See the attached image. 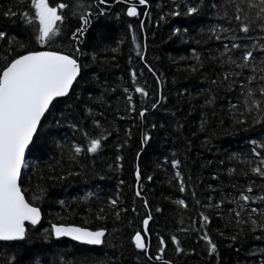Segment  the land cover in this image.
Wrapping results in <instances>:
<instances>
[{
	"label": "snow or ice",
	"instance_id": "1",
	"mask_svg": "<svg viewBox=\"0 0 264 264\" xmlns=\"http://www.w3.org/2000/svg\"><path fill=\"white\" fill-rule=\"evenodd\" d=\"M25 2L28 3V8L20 9L19 4ZM53 3L54 0H18L15 9L11 6L0 8V21H10L13 25L19 21L23 31L30 30L28 40L25 41L10 36L0 26V41H6L4 46L6 55L0 62V242H5L14 248L13 254L4 264H45L39 254L29 253L25 244L29 241L32 231L28 225L34 229L41 221L42 208L36 201L42 200L47 190L38 184L30 201L20 181L27 154L38 148L37 136L40 134L44 121L49 118V113L52 114L53 119H57V122L68 121L73 131L83 135L84 145L73 143L66 153L68 160L78 162L81 155L100 154L108 137L114 132L118 142L114 145V161L108 167L116 171L122 167L123 156L120 153L123 149L130 147L131 127L120 128L107 119L102 122L97 117L103 116L104 113L95 112L91 104H82L81 94L74 91L81 79H84L86 83L91 82L87 70L97 61L95 53L88 54L82 51L86 41L87 26L92 23L93 18L110 17L108 8L112 4L125 6L121 13H116L117 19L121 14L139 19V33L141 34L146 31L145 21L151 14L150 9L153 3L160 10L157 24L160 21H167L169 17L192 18L211 12L218 22L207 29L208 39L218 41L220 44L216 54L210 56L209 59L218 65L219 73L215 79H209L208 83L223 87L226 95L221 98L210 89H203L202 91L207 93L204 98V107L213 109L212 114L215 115L214 109L218 99H225L227 100L226 115L233 125H246L249 119L253 125H264V0H224L223 3H217V0H181L180 3H177V0H167V3H161L160 0H91L89 3H85L84 0H69L67 3L59 2L52 6ZM141 12L143 18H140ZM69 18L75 19L78 26L70 29L67 47L57 46L56 41L63 34L64 26ZM127 30L131 35L132 49L135 50L139 63L153 78L154 87L150 98L148 87L138 83L137 72L130 66L129 77L132 82V91L130 92L128 87L123 88L122 97L125 108L123 114H120V109H116L114 120L139 121L138 127L141 129L139 147L143 149L152 140L153 131L166 127L165 124H160L158 127L157 122L149 121V115H155L163 108L166 113H170L168 119L171 123L168 126L179 131L182 124L178 119L179 110H170L166 107L168 97L164 94L161 80L163 74L158 73L147 62V45H141L137 30L132 23L127 24ZM186 34L187 29H184L182 33L180 28H172L170 38L179 36L183 40ZM123 42V40H118L117 46L111 48V52L118 53ZM35 45L40 47L36 48ZM89 55H91V60H89ZM112 59L114 60L115 56ZM187 59L194 61L186 66L188 71L196 72L205 67L204 58L196 49H191V56ZM129 64H132L131 56H129ZM140 75L143 76V72ZM233 90L238 91L237 103H233L227 96V93ZM106 91L108 89L105 87L95 97L96 104L104 103V92ZM133 93L140 97L139 106L135 102ZM176 95L179 97L187 95L189 107H192L191 92L187 89H180ZM88 99L93 100L91 94ZM57 105H62V107L57 109ZM73 109H76L77 115H82L84 119L69 120L68 117L73 115ZM54 110L59 112V116ZM201 117L199 131H204L209 121L204 111H201ZM86 123H90L91 127L96 130L95 134L87 130ZM121 132L123 133L122 138ZM193 135L196 133L194 132ZM251 144V156L259 157V159L255 166L249 159L247 161L248 170L243 174L246 178L249 175L258 177L259 184L257 185L252 180H249L246 185L232 184L235 189L234 193L225 195L222 192L218 200L208 196L207 203L197 200L195 191H193L191 195L197 206L198 217H190L188 227H177L176 231L167 237L157 234L158 244L155 254L152 253L148 239L152 236L150 222L154 219L153 209L140 186L145 177L139 164L134 166L133 175L136 183L133 194L141 202L144 215L140 220L142 230L130 233L128 241L129 246L136 251L138 256L145 258V264H175L174 260L164 258L169 242L177 257L193 252L194 249L188 250V253L185 252L181 238L176 233L184 235L196 233L197 240L204 241L208 256L217 254L218 245L208 231L211 227V216L208 210L221 216V209L226 201L232 205L227 209V216H222V219L226 220V227L230 226L233 229L231 234L225 237L232 241L228 246L234 247L238 238H243L250 233L259 232L260 235L256 238L264 239V139L259 142L252 140ZM56 147L62 152L65 148L59 143ZM135 155L139 158L142 153L137 151ZM239 158L241 155L238 153H232L229 157L230 160ZM170 162L173 170L171 178L176 182L174 186H178L181 193L193 188L190 182L184 181L182 173L178 170L181 162L176 158L175 152L172 153ZM80 167L83 170V165ZM157 167L160 165L158 164ZM233 172L234 169H227L229 175ZM80 174L81 172L76 171L67 173L68 176ZM48 178L52 179L51 176ZM65 178V176L57 177L59 180ZM216 178L213 176V179ZM146 179L151 181L153 177L148 175ZM190 180L191 177H189ZM119 183L122 184L123 181ZM208 187L212 188L211 185ZM91 195L88 193L81 199L87 203ZM172 202L185 212L187 211L188 205L184 199H176ZM57 203L63 207L65 202L60 200ZM105 203L107 211L104 207L98 209L95 217L98 221L105 220L108 214H111L114 220L120 221L121 213L129 211L124 207L119 195L108 198ZM154 211L162 213L163 209L157 206ZM131 212L140 214L135 202H133ZM85 223L89 221L85 220ZM179 223L182 225L183 221ZM131 224L132 221L129 219V227ZM107 233L108 230L103 226L92 230L74 224L50 222V227L43 229L37 236L45 243L59 242L61 238L67 237L79 244L100 246L105 243ZM219 235L224 237L225 234L220 231ZM259 251L262 256L260 264H264V248ZM249 255L252 253L250 252ZM48 264H56V262L49 261ZM59 264H72V262L65 261L64 257L60 256ZM78 264H109V262L85 257ZM113 264L116 262L113 261Z\"/></svg>",
	"mask_w": 264,
	"mask_h": 264
},
{
	"label": "trees",
	"instance_id": "2",
	"mask_svg": "<svg viewBox=\"0 0 264 264\" xmlns=\"http://www.w3.org/2000/svg\"><path fill=\"white\" fill-rule=\"evenodd\" d=\"M69 2V0H54V3ZM85 3L91 0H84ZM161 3H167V0H160ZM181 0H177L180 3ZM224 0H217V3H223ZM18 0H0V8H16ZM54 3L52 6H54ZM28 3H20V9L28 8ZM125 9L123 4H112L108 8L109 16L93 18L92 23L87 26L86 41L82 48L84 53H95L97 61L91 64L87 70L91 82L86 83L81 79L74 91L81 94L82 104H91L95 112L104 113L98 116L103 122L105 119L113 121L117 127H131L132 140L130 147L121 151L123 160L119 171L110 169L109 164L113 163L115 148L117 143L116 133H112L101 149L100 154L81 155L78 162H73L66 158V153L73 143L84 145L83 135L80 132L73 131L66 120L49 118L44 121L40 134L37 136L38 148L28 153L25 166L22 169L21 187L25 190L27 199L32 200L37 185L46 188V196L36 203L42 208V218L38 225L33 229L31 225L28 228L30 232L29 241L25 248L29 253H37L40 258L48 264L49 261H55L59 264V257L63 256L65 261L78 264V262L87 257L89 259L106 260L109 264H145V258L138 256L136 251L129 246L128 237L130 233L136 230H142L140 220L143 218L144 210L142 204L134 196L135 177L133 175L134 166L139 164L143 176L141 189L148 199L153 209V221L150 222L152 236L149 237L152 253L155 254L158 244L157 234L168 235L174 233L177 227H188L190 217H198L197 206L194 203L191 193L195 191V198L202 203H207V197L212 196L214 200L220 199L221 193L225 195L234 193L232 184L246 185L249 180L259 184V178L249 175L244 176L248 170L249 159L253 166L259 157L251 156L252 140L260 141L264 139V125H253L251 119L246 125H233L227 113V100L218 99L215 106V115L213 109L204 107V98L207 93L203 89H210L218 97L226 95L223 87L210 85L209 79H215L219 73L218 65L211 62L210 56L216 54L220 42L208 39L207 29L218 21L211 12L198 17H169L167 21H160L157 24V17L160 10L153 3L150 9V16L145 21V33H139V19L128 18L121 14L119 19L116 13H121ZM167 10V9H165ZM67 15V13H65ZM143 18L142 12L141 17ZM132 23L137 30L138 40L143 46L147 45V62L151 64L161 76L164 94L168 97L166 107L170 110H179L180 123L182 127L179 131L168 126L171 121L168 119L170 113H166L161 108L155 115H149V121L165 124L166 127L159 131H153V138L143 149L139 147L141 129L138 127L139 121H121L114 120L116 109H120L123 114L125 103L122 97L124 87H128L130 92L131 79L129 77V68L133 67L137 72L138 83L148 87L151 93L154 87V80L146 69L139 63L135 50L132 49L131 35L128 33L127 24ZM0 26L8 32L10 36L28 40L30 30H22L19 21L13 25L10 21H0ZM78 26L75 19L69 18L63 30L60 39L56 45L68 46V36L70 29ZM180 28L181 32L187 29V34L183 40L179 36L171 37L172 28ZM146 37V39H145ZM124 42L119 47L118 53H112L111 48L117 46V41ZM6 41H0V62L6 55ZM39 48V45H35ZM191 49H196L205 61V67L199 71L191 72L186 70V66L194 63L191 56ZM142 47V51H143ZM115 56L113 60L112 57ZM129 56L132 57V64H129ZM185 57V59H181ZM91 60V55H89ZM143 72V76L140 73ZM146 82V83H145ZM105 100L102 105L95 103V97L99 95L104 88ZM180 89H187L192 94V107H189V98L187 95L179 97L176 93ZM199 93V95H198ZM93 100L89 101V95ZM135 102L139 106L140 97L133 93ZM237 90L227 93L233 103H237ZM150 103V100H149ZM62 105H57V109ZM56 111V110H54ZM201 111H204L208 118V125L204 131H199L201 127ZM59 116V112L56 111ZM69 120H83L82 115H77L76 109H73V115ZM221 121L223 123L221 124ZM107 127V125H105ZM85 127L90 133L95 131L90 123ZM147 130V129H145ZM111 131V129H109ZM196 135H193V133ZM121 138L123 133H120ZM59 143L64 145V151L56 147ZM140 151L142 155L137 158L135 153ZM175 152L176 158L180 160L179 171L182 173L186 183H191L194 187L189 188L185 193H181L172 180L173 170L171 168L172 153ZM232 153H238L241 158L230 160ZM167 158V160L165 159ZM223 161V163H221ZM211 162V163H209ZM160 167H157V165ZM80 165H83L81 170ZM232 168V175L227 173V169ZM69 171L81 172L80 175L68 176ZM151 175L153 179L148 181L146 177ZM51 176L52 179L48 177ZM58 176H65L64 180L57 179ZM216 176V179H213ZM43 177V179H41ZM189 177L191 180L189 181ZM123 181V183H119ZM211 185L212 188L208 186ZM215 189V191H213ZM88 193L85 203L81 197ZM38 194V193H36ZM119 195L123 201L124 207L129 209L126 213H121V220L116 221L111 214H108L103 221L96 220V214L99 208L104 207L107 211L106 200L110 197ZM184 199L188 205L185 212L172 201ZM63 200L64 206L61 207L57 201ZM135 206L139 210V215L132 213L131 208ZM161 207L162 213H156L155 207ZM232 207L227 201L222 206L221 216L216 215L212 210H208L211 216V227L208 229L211 238L218 245L217 254L208 256L205 251L204 241H198L196 233L184 235L176 233L181 238L182 247L185 252L194 249L193 252L177 257L174 254L173 246L168 244L165 259H172L175 264H260L262 256L259 249L264 248V239H257L259 232L250 233L243 238H238L234 247L228 245L232 241L226 239L233 229L226 227V220L222 216H227V209ZM203 210V209H201ZM66 218V219H65ZM132 224L129 227L128 221ZM88 220L89 223H85ZM183 221L181 225L179 222ZM50 222L74 224L84 226L94 230L97 227H105L108 230L105 243L99 247L81 246L66 239L59 242L45 243L38 238L37 234L43 229L50 227ZM198 225V219H197ZM224 232V237L219 232ZM14 248L5 242H0V264L11 256ZM252 255H249V253ZM218 257V258H217Z\"/></svg>",
	"mask_w": 264,
	"mask_h": 264
},
{
	"label": "water",
	"instance_id": "3",
	"mask_svg": "<svg viewBox=\"0 0 264 264\" xmlns=\"http://www.w3.org/2000/svg\"><path fill=\"white\" fill-rule=\"evenodd\" d=\"M129 18V17H128ZM28 155V154H27ZM61 239H66V240H68V241H71L70 240V238H67V237H65V238H61ZM71 242H73V243H75V244H78V245H81V246H88V245H83V244H79L78 242H74V241H71ZM101 246V245H100ZM89 247H99V246H89Z\"/></svg>",
	"mask_w": 264,
	"mask_h": 264
}]
</instances>
